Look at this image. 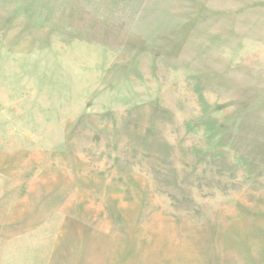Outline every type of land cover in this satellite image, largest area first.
<instances>
[{
    "label": "rangeland",
    "instance_id": "obj_1",
    "mask_svg": "<svg viewBox=\"0 0 264 264\" xmlns=\"http://www.w3.org/2000/svg\"><path fill=\"white\" fill-rule=\"evenodd\" d=\"M74 217L135 264H264V0H0V264Z\"/></svg>",
    "mask_w": 264,
    "mask_h": 264
},
{
    "label": "crops",
    "instance_id": "obj_2",
    "mask_svg": "<svg viewBox=\"0 0 264 264\" xmlns=\"http://www.w3.org/2000/svg\"><path fill=\"white\" fill-rule=\"evenodd\" d=\"M113 248L114 242L108 233L88 221L68 217L49 236L43 259L32 264H135L116 260Z\"/></svg>",
    "mask_w": 264,
    "mask_h": 264
}]
</instances>
